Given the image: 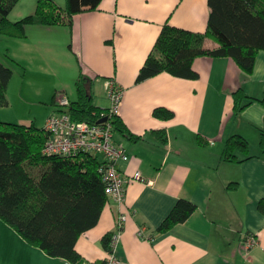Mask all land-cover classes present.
Instances as JSON below:
<instances>
[{
	"label": "crops",
	"instance_id": "crops-1",
	"mask_svg": "<svg viewBox=\"0 0 264 264\" xmlns=\"http://www.w3.org/2000/svg\"><path fill=\"white\" fill-rule=\"evenodd\" d=\"M37 1L21 0L10 20L32 14ZM53 1L60 7L66 4ZM210 14L208 0H103L99 10L76 15L72 28L32 26L25 39L0 36V59L27 68L21 99L33 92L56 96V105L62 97L74 102L82 69L94 80L95 100L102 94L108 98V81L123 90L119 115L133 134L142 136L133 143L115 134L116 143L129 154L120 169L131 181L124 205L107 204L99 223L79 238L76 250L82 262L106 260L101 240L115 231L118 215L124 213L128 218L117 249L122 264H264V215L258 210L264 198V105L254 101L241 114L234 113V93L241 88L252 98L264 99V51L251 75L230 58H198L193 63L197 80L163 73L136 83L166 22L205 33ZM205 46L215 49L218 44L206 40ZM17 98L9 85V105L0 107V122L33 124L18 106L10 108ZM159 107L175 117L156 119L153 111ZM51 109L46 120L58 107ZM154 131L165 132L167 142L162 144ZM234 135L248 140L251 159L222 160ZM138 172L144 181L133 180ZM230 184L236 185L228 188ZM180 199L191 201L197 211L167 234H156ZM249 234L258 244L246 254L242 240ZM0 264L72 263L30 246L0 220Z\"/></svg>",
	"mask_w": 264,
	"mask_h": 264
},
{
	"label": "trees",
	"instance_id": "trees-1",
	"mask_svg": "<svg viewBox=\"0 0 264 264\" xmlns=\"http://www.w3.org/2000/svg\"><path fill=\"white\" fill-rule=\"evenodd\" d=\"M20 1L0 0V36L25 39L27 29L32 26L72 28L76 15L99 10L103 0H66L64 7L53 0H38L32 14L13 22L10 15ZM208 1L211 14L206 32L195 33L166 22L139 71L137 84L163 73L197 80L199 74L193 63L198 58H230L246 74L254 72L256 59L264 51V0ZM206 40H212L218 47L207 48ZM69 49H72L71 44ZM11 62L18 65L13 59ZM13 74L12 67L0 59V107L9 105L8 89ZM93 82L81 69L75 82L78 99L63 108L56 105L54 96L51 106L70 114L74 121L98 123L107 117L109 108L95 104ZM254 101L264 105V99L252 98L242 88L237 90L234 93L235 115L241 114ZM153 116L169 121L175 113L159 107L153 111ZM108 121L115 134L130 142L142 139L128 129L119 114L111 115ZM153 135L162 144L167 142L165 132L154 131ZM48 138L44 127L0 122V220L49 257L81 264L77 242L83 233L99 223L108 204L107 185L101 172L103 162L92 154L47 156L43 151ZM260 148L264 152V132ZM249 153L248 140L234 135L225 144L222 160L242 163L252 158ZM233 185L236 184L228 188ZM258 210L264 215V198ZM196 211L197 206L191 201L178 200L156 234H167L175 226L186 223ZM112 234H105L101 240L107 253L112 252ZM95 264H106V260Z\"/></svg>",
	"mask_w": 264,
	"mask_h": 264
},
{
	"label": "built area",
	"instance_id": "built-area-1",
	"mask_svg": "<svg viewBox=\"0 0 264 264\" xmlns=\"http://www.w3.org/2000/svg\"><path fill=\"white\" fill-rule=\"evenodd\" d=\"M107 96L111 102L107 114V121L102 124L74 121L66 112H55L50 115L45 123V130L49 134L43 153L47 156L76 157L80 154H92L99 158L103 166L101 172L107 185L108 204L115 203L123 206L125 203L126 190L130 178L121 171L120 165L130 160L129 154L124 147L116 143L113 126L108 121L111 115L119 114L123 101L124 92L113 81H108ZM70 101L62 97L58 105L68 107ZM100 160V159H99ZM135 181H144L141 173L133 177ZM127 214H120L117 227L112 234V252L108 253L106 264H122L117 257V249L124 230ZM143 232L140 234L142 235ZM258 244L257 237L253 234L245 236L242 240L243 249L248 254ZM81 264H90L82 262Z\"/></svg>",
	"mask_w": 264,
	"mask_h": 264
},
{
	"label": "rangeland",
	"instance_id": "rangeland-1",
	"mask_svg": "<svg viewBox=\"0 0 264 264\" xmlns=\"http://www.w3.org/2000/svg\"><path fill=\"white\" fill-rule=\"evenodd\" d=\"M6 64L11 66L14 71L10 87L11 92L13 90L14 95L18 97L16 100L17 105L15 103H12L10 104V108H12L13 105L14 108L18 106L19 111L21 115H23V117H29L37 128H43L48 113L52 110V94L48 96L46 93H44L43 96H39V94L36 96L33 92H30L28 95H26V97L24 96V99H26L24 101L20 98V88L22 86V83L24 82V76L26 75L27 68L25 70L24 67L13 65L11 64V62H6ZM95 104L104 109H107L111 106L110 100L107 97H104L103 94L102 96H99V99L95 100Z\"/></svg>",
	"mask_w": 264,
	"mask_h": 264
},
{
	"label": "water",
	"instance_id": "water-1",
	"mask_svg": "<svg viewBox=\"0 0 264 264\" xmlns=\"http://www.w3.org/2000/svg\"><path fill=\"white\" fill-rule=\"evenodd\" d=\"M107 121V118H103L102 120H100L99 122H98V124H102V123H104V122H106Z\"/></svg>",
	"mask_w": 264,
	"mask_h": 264
}]
</instances>
